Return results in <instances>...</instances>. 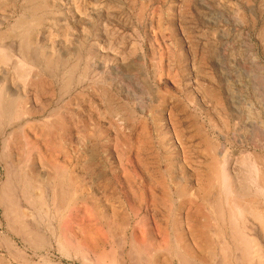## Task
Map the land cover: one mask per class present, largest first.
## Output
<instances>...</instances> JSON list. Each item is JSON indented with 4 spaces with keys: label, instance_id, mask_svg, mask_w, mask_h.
Instances as JSON below:
<instances>
[{
    "label": "rangeland",
    "instance_id": "374dc122",
    "mask_svg": "<svg viewBox=\"0 0 264 264\" xmlns=\"http://www.w3.org/2000/svg\"><path fill=\"white\" fill-rule=\"evenodd\" d=\"M264 264V0H0V264Z\"/></svg>",
    "mask_w": 264,
    "mask_h": 264
},
{
    "label": "bare ground",
    "instance_id": "6f19581e",
    "mask_svg": "<svg viewBox=\"0 0 264 264\" xmlns=\"http://www.w3.org/2000/svg\"><path fill=\"white\" fill-rule=\"evenodd\" d=\"M47 264H63L62 262L52 261L50 258H44Z\"/></svg>",
    "mask_w": 264,
    "mask_h": 264
}]
</instances>
